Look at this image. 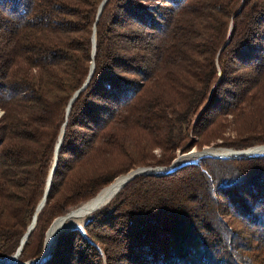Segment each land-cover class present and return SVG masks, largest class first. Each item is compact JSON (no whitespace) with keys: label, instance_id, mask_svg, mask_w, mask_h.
<instances>
[{"label":"trees","instance_id":"16d2710c","mask_svg":"<svg viewBox=\"0 0 264 264\" xmlns=\"http://www.w3.org/2000/svg\"><path fill=\"white\" fill-rule=\"evenodd\" d=\"M101 1L0 0V259L31 222L63 124L19 263L129 171L264 145V0H107L96 18ZM83 231L58 234L45 264H264V156L137 176Z\"/></svg>","mask_w":264,"mask_h":264},{"label":"water","instance_id":"95a60500","mask_svg":"<svg viewBox=\"0 0 264 264\" xmlns=\"http://www.w3.org/2000/svg\"><path fill=\"white\" fill-rule=\"evenodd\" d=\"M107 0H102L99 7H98V10H97V14H96V18L99 16L100 12H101V9L103 7V5L105 4ZM91 43H92V51H91V59H93L94 57V46H95V39H94V30H93V34H92V37H91ZM92 71H93V62H91L90 64V68H89V73H88V76L84 82V84L82 85V87L76 91L73 96L71 97V99L69 100L68 102V105H67V108L65 110V116L67 115L68 111H69V108H70V104L75 100V98L77 97L78 93L83 90L87 84V81L89 80L91 74H92ZM63 127H64V124L62 126V129H61V132H60V135L58 137V140H57V143L55 145V148H54V154H53V162H52V165H51V168H50V171H49V174L47 176V179H46V184H45V189H44V193H43V196L40 200V202L38 203L36 209H35V212L32 216V219H31V222L29 224V226L27 227L26 229V232L23 234V236L21 237L20 241H19V246L18 248L16 249L15 253L12 255L11 258L15 259L19 256V253L21 251V248L25 242V240L27 239L29 233L31 232V230L33 229L34 227V224H35V218H36V215L37 213L40 211V209L43 207L44 205V202H45V197L47 195V192H48V189H49V183H50V179H51V176L54 172V169H55V165H56V159H57V151L59 149V146H60V142H61V139H62V136H63ZM211 146L209 147H202L199 151H195V154L199 156V159L197 161H192V162H188V158L191 154V152H193L194 150L191 149L190 151L186 152V153H179L171 162L168 166H165V167H147V168H137L135 170H132V171H129L128 173H126L125 175L123 176H119L117 177L114 181H116L117 179H120L121 178V183L119 185V187L117 188V191L113 194V196L111 198H109V200L105 201L104 203L102 204H99L97 206V204L95 203V200L97 199V197L100 196L101 192L107 188L108 186H111L113 184V182L108 185L107 187L105 188H102L101 190H99L97 192V194L90 200L86 201L85 203L81 204V205H87V204H93V206H97L96 208H93V212H96L100 209H102L105 205H107L109 203V201L119 192V190L126 184L128 183L129 181H131L132 179H134L135 177L137 176H153V177H160V176H166V175H169L173 172H175L176 170H178L179 168L183 167V166H186V165H194L196 164L200 159H204V158H209V159H219V160H227V159H233V160H246V159H251V158H257V157H262L264 156V150H262L264 148V145H261V146H255V147H251V148H247V149H243V150H231V149H223V148H210ZM255 149H258L257 151H254L252 153H247V151L249 150H255ZM261 149V150H260ZM207 150H223V151H229L231 153H234L233 155H223V156H210V155H207L205 154V152ZM80 206V205H79ZM86 224V222H85ZM84 224V225H85ZM49 228V227H48ZM78 231L82 236L85 237V234H84V231L83 229L82 230H76ZM46 233V232H45ZM54 248V247H53ZM52 252V251H51ZM42 254V252H41ZM41 256V255H40ZM40 256L36 259H32L30 261H27L25 263H19L17 262V264H45L46 261L49 259L50 257V254L49 256L44 259L43 261H40ZM7 259V258H6ZM6 259H0V262L1 264H3V262H6Z\"/></svg>","mask_w":264,"mask_h":264},{"label":"bare ground","instance_id":"6f19581e","mask_svg":"<svg viewBox=\"0 0 264 264\" xmlns=\"http://www.w3.org/2000/svg\"><path fill=\"white\" fill-rule=\"evenodd\" d=\"M257 150L258 149L249 150V151H247V153H252V152L257 151ZM262 150H264V148ZM205 154L210 155V156H223V155L229 156L231 154L233 155L234 153H231L229 151H223V150H207L205 152ZM198 159H199V156L196 155L195 152L193 151V153L191 152V154L187 160H188V162L189 161L192 162V161H197ZM120 183H121V178L114 181L111 186H108L107 188H105L101 192L100 196L97 197V199L95 200V203L97 204V206L99 204H102L105 201L109 200V198H111L113 196V194L117 191V188L119 187ZM97 206H93V204L80 205V206H78V207H80L79 209H77L73 213H70L65 218L60 217L61 218L60 220L56 221L52 225L51 228L49 227L50 230H47L48 233L46 232L47 237H46V242H45V249H44V251H42V254L40 256V261H43L44 259H46L49 256V254L53 250L56 238L58 237L59 233H62L64 231H66L67 229H69V231H70V229L82 230L83 228L81 225H82L85 217L92 215L93 214L92 213L93 208H96ZM0 264H1V262H0ZM3 264H17V258H15V259L8 258V259H6V262H3Z\"/></svg>","mask_w":264,"mask_h":264},{"label":"rangeland","instance_id":"374dc122","mask_svg":"<svg viewBox=\"0 0 264 264\" xmlns=\"http://www.w3.org/2000/svg\"><path fill=\"white\" fill-rule=\"evenodd\" d=\"M0 115H1V112H0ZM209 147V146H208ZM210 148H213V147H210ZM193 150H194V152L195 151H197L195 148H192ZM193 153V152H192ZM76 208H78V207H75V208H71V209H68L66 212H67V214L70 212V211H72V210H74V209H76ZM79 209V208H78ZM76 211V210H75ZM73 213V212H72ZM66 216H61V218H65ZM59 218V219H58ZM58 218H56L50 225H49V227L51 228L52 227V225L56 222V221H58V220H60L61 218L60 217H58ZM82 228H83V223H82ZM50 228H47L48 230H50ZM72 229H70V231H71ZM73 230H76V229H73ZM67 231H69V229H67L66 231H64V232H67ZM46 232L48 233V231L46 230ZM47 233H44V239H43V241H44V243L42 244V248H43V251H44V249H45V242H46V237H47ZM60 234V233H59ZM55 245V244H54ZM41 252H42V250H41ZM41 255V254H40ZM12 257V256H11ZM30 261V260H29ZM18 262V261H17ZM25 263V262H24Z\"/></svg>","mask_w":264,"mask_h":264}]
</instances>
